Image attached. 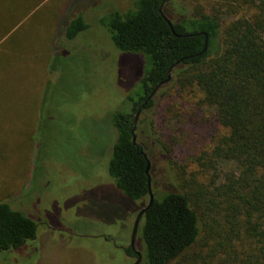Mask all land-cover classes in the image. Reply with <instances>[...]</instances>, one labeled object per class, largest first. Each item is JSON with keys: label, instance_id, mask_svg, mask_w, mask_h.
Instances as JSON below:
<instances>
[{"label": "trees", "instance_id": "trees-1", "mask_svg": "<svg viewBox=\"0 0 264 264\" xmlns=\"http://www.w3.org/2000/svg\"><path fill=\"white\" fill-rule=\"evenodd\" d=\"M37 2H0V40L13 36ZM210 2L209 9L199 3L187 9L173 0H133L106 20L115 48L143 55L147 66L128 95L129 109L111 115L107 164L113 187L135 210L147 206L150 183L152 203L137 234L139 264H264V0ZM87 27L73 16L64 37L72 42ZM0 103L7 117L8 86L0 87ZM22 104L27 111L19 114L33 116L34 107ZM186 132L194 138L184 144ZM178 148L190 151L184 160L175 157ZM210 215L223 223L205 222ZM35 236L30 217L0 202V253ZM113 248L114 264L122 254L137 257Z\"/></svg>", "mask_w": 264, "mask_h": 264}, {"label": "rangeland", "instance_id": "rangeland-1", "mask_svg": "<svg viewBox=\"0 0 264 264\" xmlns=\"http://www.w3.org/2000/svg\"><path fill=\"white\" fill-rule=\"evenodd\" d=\"M173 1L187 9L211 3ZM132 2L38 0L13 36L0 40V87L8 86L13 102L8 116L0 115V202L36 224L35 239L0 253V264H114L115 249L104 236L127 240L137 210L107 173L111 115L129 109L128 95L139 89L147 66L143 55L115 48L106 20ZM79 14L88 27L69 42L64 27ZM22 103L34 107L33 116L19 114L27 111ZM189 133L181 137L184 144L194 138ZM176 151L178 160L190 152ZM210 217L204 221L223 223L220 215ZM118 259L132 262L124 254Z\"/></svg>", "mask_w": 264, "mask_h": 264}, {"label": "water", "instance_id": "water-1", "mask_svg": "<svg viewBox=\"0 0 264 264\" xmlns=\"http://www.w3.org/2000/svg\"><path fill=\"white\" fill-rule=\"evenodd\" d=\"M159 12L161 13V11L159 10ZM161 15L163 16L164 20L167 22V24L171 27V22L161 13ZM169 75H170V72H168V79L166 81L169 80ZM163 84L160 83L158 84V86L152 91V93L150 94V97H152L154 95V93L158 90V88ZM137 121V116L134 118L133 120V124H135ZM132 141L133 143H136V139H135V136H134V133L132 132ZM148 169H149V164H148V161H147V169H146V172H148ZM148 195H149V200H148V204L146 207H143L141 208L138 213H137V216H136V219H135V222H134V226H133V229H132V233H131V241H130V246L133 248V245H134V239L136 237V234H137V226H138V222L140 221V218L142 217L145 209L151 205L152 203V199H153V195H152V192H151V187H150V183H148ZM134 249V248H133ZM136 254H138V257L137 259L132 263V264H138L140 261H141V256L138 252H136Z\"/></svg>", "mask_w": 264, "mask_h": 264}, {"label": "flooded vegetation", "instance_id": "flooded-vegetation-1", "mask_svg": "<svg viewBox=\"0 0 264 264\" xmlns=\"http://www.w3.org/2000/svg\"><path fill=\"white\" fill-rule=\"evenodd\" d=\"M139 114H140V109L139 110H137V113H136V115H135V117L137 116V121H138V118H139ZM134 117V118H135ZM134 120V119H133ZM137 121H136V123L134 124V125H136L137 124ZM138 211H139V209H137V212H136V215L134 216V220H133V222H130V226H129V229H128V236H127V239H128V241H125V243H121V242H119V239L118 240H116L115 238H118L117 237V235L115 236L114 234H112V235H110L109 234V236H108V239H107V237L106 236H104V239L103 240H105L106 242H108V240L111 242V245L113 246V247H115V248H117V249H120V250H122V251H126L128 248H130L135 254H136V252H138L137 250H136V244H137V239H138V237H137V234H138V228H139V224H140V221L138 222V226H137V234H136V237H135V239H134V245H133V248L130 246V241H131V233H132V229H133V226H134V222H135V219H136V216H137V213H138ZM141 219V218H140ZM139 253V252H138ZM31 256L29 255L28 256V258H30ZM137 257H138V254H137ZM137 257L136 258H134V259H131V264L137 259ZM140 263V262H139ZM138 263V264H139Z\"/></svg>", "mask_w": 264, "mask_h": 264}]
</instances>
